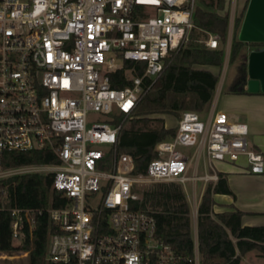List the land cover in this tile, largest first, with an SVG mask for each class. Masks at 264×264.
<instances>
[{"label": "built area", "instance_id": "2783aa9c", "mask_svg": "<svg viewBox=\"0 0 264 264\" xmlns=\"http://www.w3.org/2000/svg\"><path fill=\"white\" fill-rule=\"evenodd\" d=\"M195 3L0 0V179L50 172L65 197L63 205L46 207L55 228L42 264H181L180 253L156 233L153 213L133 204L134 186L216 178L214 160L236 162L241 155L245 170H264L262 151L248 144L247 123L219 110H182L174 134L155 143L157 154L144 171L134 170L130 152L117 150L118 125L108 118L133 111L151 84L143 79L157 76L195 26ZM233 17L231 4L229 27ZM203 30L200 39L217 46L219 34ZM124 58L142 60L144 68L115 86L110 71ZM13 149H43L54 160L7 163ZM200 158L212 171L198 173ZM42 211L11 207V236L18 237L24 223L30 229ZM193 264H200L197 236Z\"/></svg>", "mask_w": 264, "mask_h": 264}, {"label": "trees", "instance_id": "16d2710c", "mask_svg": "<svg viewBox=\"0 0 264 264\" xmlns=\"http://www.w3.org/2000/svg\"><path fill=\"white\" fill-rule=\"evenodd\" d=\"M227 3L228 0H196L192 13L195 26L190 29L187 42L166 56L163 68L154 79H143V84L149 81L151 84L131 113L114 112L108 118L118 125L117 150L130 152L135 171H144L147 162L157 154L155 143L173 135L176 130V125L165 126L161 116H149L147 113L172 112L179 115L184 109L206 111L209 108L218 73L200 65L220 67L224 61V43L229 26ZM242 14L243 9L233 17L228 62L237 59L238 62L234 74L225 84V91H248L244 86L247 45L237 36ZM203 29L219 34L217 46L209 47L200 39L205 35ZM143 68L142 60L124 58L120 67L110 71L111 82L115 86L128 84L130 74H140ZM7 154L6 162L12 164L54 160L43 149H13ZM108 155L110 157V153ZM51 182V173L42 171L17 173L0 179V250L24 248L29 264L44 262L48 235L55 228L46 207L61 206L65 202L61 190L54 188ZM134 187L139 196L132 201L133 204L153 213L156 233L180 253L181 264H193L190 203L182 182L155 180ZM213 192H232L221 170L217 172L215 182H208L203 188L197 205L196 236L200 264H242V255L251 249H256L264 257V224H241L242 210L237 207L212 212ZM13 206L43 209L35 213L30 229L27 223L22 225L18 243H13L11 236L10 208Z\"/></svg>", "mask_w": 264, "mask_h": 264}, {"label": "crops", "instance_id": "0c3cea01", "mask_svg": "<svg viewBox=\"0 0 264 264\" xmlns=\"http://www.w3.org/2000/svg\"><path fill=\"white\" fill-rule=\"evenodd\" d=\"M232 2L237 3V11L243 9L240 24L237 30V36L246 42V78L248 77L247 68L251 59L255 65L263 64L262 59L264 55V37L259 36H241L240 32L245 22V16L249 7L250 0H228L227 6H231ZM236 5V4H235ZM235 13V6H234ZM230 39V38H228ZM253 42H261L258 46L253 45ZM229 43V42H228ZM226 56V53H225ZM226 58V57H224ZM207 65V66H204ZM200 66L211 69L216 72L215 65L201 64ZM214 66V67H213ZM217 67V66H216ZM218 68V67H217ZM245 86V85H244ZM246 88V86H245ZM215 92L213 94L209 108L202 114L206 115L210 110L223 111L226 118L229 120H242L247 123L248 131L246 138L248 143L254 148L262 151L264 155V85L255 91L232 92L225 91L222 94L219 108L215 106ZM249 135V138H248ZM201 162L203 171L208 170V165L204 166L203 159L197 161ZM216 173L221 170L225 173L227 183L232 192H213L212 197V212H217L222 209L239 208L242 210L240 216L241 224H264V170L261 172H250L244 169V156L241 155L236 162L225 160H214ZM206 165V164H205ZM217 178V177H216ZM216 178L204 179L202 178L199 189V198L203 188L206 186V181L215 182ZM197 178L191 179L190 190L186 191V196L189 200V193L195 192L197 194ZM198 198V201H199ZM190 206L191 202L189 200ZM198 205V203H197ZM194 215L197 214L196 211ZM193 223L196 227V220ZM231 235V234H230ZM234 239V238H233Z\"/></svg>", "mask_w": 264, "mask_h": 264}, {"label": "rangeland", "instance_id": "374dc122", "mask_svg": "<svg viewBox=\"0 0 264 264\" xmlns=\"http://www.w3.org/2000/svg\"><path fill=\"white\" fill-rule=\"evenodd\" d=\"M232 5L235 6V13H234V15H235L238 12L237 11V3L232 2ZM247 24L249 25L250 23H247ZM231 33H232V25L230 27L228 26L227 40L224 43V45H225V51L224 52L226 53V56H225L226 58H224V61L222 62V65L220 67L217 68L215 66L216 73H218V80L216 83V89H215V95H214L216 108H219V106H220V101L222 98V94L224 92L225 84L227 81L230 80V78L234 74V70L236 68V63L238 62V59L236 61L228 62V50H229V43H230V39H228V38H231ZM187 40H188V38L185 40V42H187ZM259 44H261V42H253V45H255V46H258ZM204 66H207V65H204ZM144 93H145V91L140 93L139 99L144 95ZM199 112L203 114L205 112V110L204 111L201 110ZM147 115H149V116H161L165 126H174V125H176L177 119H178L180 114L176 115L172 112H149V113H147ZM154 122H157V121H154ZM248 138H249V135H248ZM248 144L250 145V143H248ZM179 147L182 148L186 152H190L191 148H192V146H187V145H180ZM193 162H194V160H193ZM213 166L216 167V164L214 161H213ZM191 168L192 167L190 166L188 169V172H191ZM209 169H210V167L208 166V170ZM202 172H203V168H202V164L200 162L198 173H202ZM150 181L151 180L140 181V182H138V185L148 184ZM196 181H197V185H196L197 194H195V192H190L188 195L189 200L191 202L190 211H196L198 198H199L198 192H199V189L201 186L202 178H197ZM209 181L210 180H207L206 183H208ZM190 183H191V179H186L184 181V183H182V185L186 191L190 190L189 189ZM190 215H191V233H192L193 238L195 239L196 229H195V225L193 223V220H194V218L196 220V215L194 216L193 212H190ZM12 241H13V243H18L19 239H18V237H12ZM241 263L242 264H264V257L261 256L256 249H251V250L245 252L244 255H242ZM0 264H29L28 256H27V250L24 248H16V249H12V250H0Z\"/></svg>", "mask_w": 264, "mask_h": 264}, {"label": "water", "instance_id": "95a60500", "mask_svg": "<svg viewBox=\"0 0 264 264\" xmlns=\"http://www.w3.org/2000/svg\"><path fill=\"white\" fill-rule=\"evenodd\" d=\"M240 35L264 37V0H250ZM262 62L263 64L255 65L250 59L247 68L248 77L245 78L244 84L247 90L255 91L263 88L264 57Z\"/></svg>", "mask_w": 264, "mask_h": 264}]
</instances>
